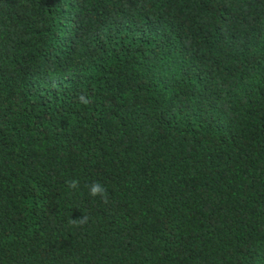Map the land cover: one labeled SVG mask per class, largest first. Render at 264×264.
Listing matches in <instances>:
<instances>
[{
	"label": "trees",
	"instance_id": "16d2710c",
	"mask_svg": "<svg viewBox=\"0 0 264 264\" xmlns=\"http://www.w3.org/2000/svg\"><path fill=\"white\" fill-rule=\"evenodd\" d=\"M0 264H264V0H0Z\"/></svg>",
	"mask_w": 264,
	"mask_h": 264
},
{
	"label": "clouds",
	"instance_id": "9594fccd",
	"mask_svg": "<svg viewBox=\"0 0 264 264\" xmlns=\"http://www.w3.org/2000/svg\"><path fill=\"white\" fill-rule=\"evenodd\" d=\"M79 99L84 104H88L89 103V99L86 98L84 95H81L79 97ZM66 183H67L68 187L70 189H73V190H76L79 187V181L76 180V179L67 181ZM88 189H89L88 194H89L90 197L95 198V197L99 196L102 200H105V201L107 200V196H108L107 189L100 182H98V181L93 182L92 184H90L88 186ZM69 223L73 224L75 226H83L84 224L87 223V217L83 216V217H81L79 219H73V220H70Z\"/></svg>",
	"mask_w": 264,
	"mask_h": 264
}]
</instances>
